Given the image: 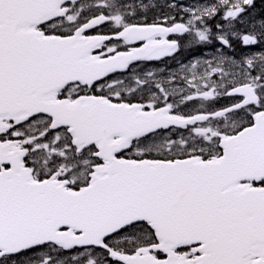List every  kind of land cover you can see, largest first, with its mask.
<instances>
[{"label": "snow or ice", "instance_id": "1", "mask_svg": "<svg viewBox=\"0 0 264 264\" xmlns=\"http://www.w3.org/2000/svg\"><path fill=\"white\" fill-rule=\"evenodd\" d=\"M0 264H264V0H0Z\"/></svg>", "mask_w": 264, "mask_h": 264}]
</instances>
